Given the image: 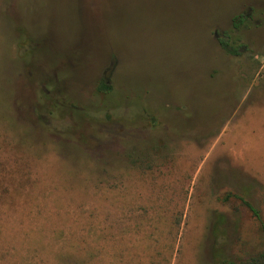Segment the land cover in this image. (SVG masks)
Masks as SVG:
<instances>
[{"label": "rangeland", "instance_id": "374dc122", "mask_svg": "<svg viewBox=\"0 0 264 264\" xmlns=\"http://www.w3.org/2000/svg\"><path fill=\"white\" fill-rule=\"evenodd\" d=\"M263 252L264 0H0V264Z\"/></svg>", "mask_w": 264, "mask_h": 264}, {"label": "trees", "instance_id": "16d2710c", "mask_svg": "<svg viewBox=\"0 0 264 264\" xmlns=\"http://www.w3.org/2000/svg\"><path fill=\"white\" fill-rule=\"evenodd\" d=\"M244 23V19L243 17L237 16L233 19V26L235 29H239L240 27L243 26ZM221 46L226 50L229 51L230 53L235 54L234 52H232L231 50H228V44L226 42H221ZM103 90H107V87L103 88ZM248 208L253 212L254 216L260 220V214L259 212L253 208L250 204H247ZM242 264H264V252L260 253L256 256H252L250 258H248L247 260H245L244 262H242Z\"/></svg>", "mask_w": 264, "mask_h": 264}, {"label": "flooded vegetation", "instance_id": "af4514ba", "mask_svg": "<svg viewBox=\"0 0 264 264\" xmlns=\"http://www.w3.org/2000/svg\"><path fill=\"white\" fill-rule=\"evenodd\" d=\"M216 35H218V33L216 32ZM116 65V61H113L111 67L106 71V77H108L110 75V73L113 71L114 67ZM107 79V78H106Z\"/></svg>", "mask_w": 264, "mask_h": 264}]
</instances>
